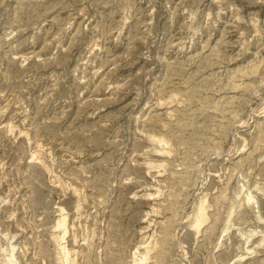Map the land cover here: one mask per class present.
<instances>
[{
	"label": "rangeland",
	"instance_id": "rangeland-1",
	"mask_svg": "<svg viewBox=\"0 0 264 264\" xmlns=\"http://www.w3.org/2000/svg\"><path fill=\"white\" fill-rule=\"evenodd\" d=\"M139 261L264 264V0H0V264Z\"/></svg>",
	"mask_w": 264,
	"mask_h": 264
},
{
	"label": "bare ground",
	"instance_id": "bare-ground-1",
	"mask_svg": "<svg viewBox=\"0 0 264 264\" xmlns=\"http://www.w3.org/2000/svg\"><path fill=\"white\" fill-rule=\"evenodd\" d=\"M160 138H161V137H160ZM160 138H158V139H160ZM163 140H164V139H163ZM158 142H159V141H158ZM163 142H164V141H163ZM165 142H166V141H165ZM161 143H162V142H161ZM164 151H165V150H164ZM36 154H37V153H36ZM36 154H33V155H36ZM35 157H36V156H35ZM203 199H204V198H203ZM200 205H201V204H200ZM200 205H199V206H200ZM203 205H204V204H203ZM203 205L201 206V208L199 207V208H200V209H199L200 211H197V212H199V214H197V215H198V218H196V216H195V219H197V220H196V224H195V226H197V229L200 228L199 226L202 224V222L204 223V222H205V219L207 218V217L205 216L206 213H205V211H204L207 207L205 208V207H204L205 205H204V206H203ZM197 210H198V209H197ZM205 217H206V218H205ZM61 219H62V218H61ZM193 222H194V221H193ZM193 222H192V223H193ZM63 223H64V219H62V221H60V222L58 223V225H59V224L62 225ZM193 224H194V223H193ZM193 226H194V225H193ZM195 228H196V227H195ZM62 246H63V245H62ZM65 248H66V247H65ZM148 248H149V247H148ZM150 248H151V247H150ZM61 251H62V250H61ZM66 251L68 252L67 249H66ZM66 251H65V253H66ZM11 252H12V251H11ZM143 253H144V252H143ZM146 253H147V252H146ZM66 254H67V253H66ZM66 254H65V255H66ZM140 254H141V253H140ZM147 255H149V254H147ZM9 256H10V255H9ZM9 256H8V257H9ZM11 256H12V255H11ZM13 256H14V254H13ZM66 257H67V256H66ZM146 257H147V256H146ZM11 258H12V257H11ZM14 258H15V257H14ZM14 258H13V259H14ZM13 259H12V260H13ZM9 260H11V259H9ZM6 261H7V260H6ZM7 262H9V261H7ZM10 263H11V262H10ZM12 263H13V262H12ZM137 264H144V261H141V262L139 261V263H137Z\"/></svg>",
	"mask_w": 264,
	"mask_h": 264
}]
</instances>
